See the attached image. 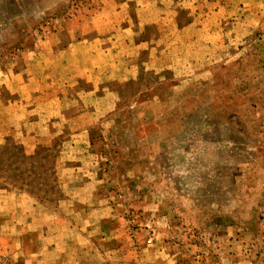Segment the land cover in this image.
<instances>
[{
	"label": "rangeland",
	"instance_id": "rangeland-1",
	"mask_svg": "<svg viewBox=\"0 0 264 264\" xmlns=\"http://www.w3.org/2000/svg\"><path fill=\"white\" fill-rule=\"evenodd\" d=\"M0 264H264V0H0Z\"/></svg>",
	"mask_w": 264,
	"mask_h": 264
}]
</instances>
